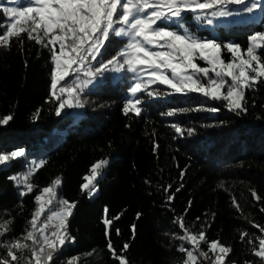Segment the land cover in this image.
<instances>
[{
	"label": "trees",
	"instance_id": "obj_1",
	"mask_svg": "<svg viewBox=\"0 0 264 264\" xmlns=\"http://www.w3.org/2000/svg\"><path fill=\"white\" fill-rule=\"evenodd\" d=\"M7 22L0 7V24ZM190 27L198 35L215 36L246 48L250 35L264 32V12L253 23L213 30L192 22ZM22 39L23 45L13 40L10 50L0 47V117L13 115L8 126H0V154L20 148L26 152V160L20 158L10 161L8 167L0 166V216L13 220L0 242L23 234L35 208L34 197L59 177L60 195L77 202L68 221L75 243L66 244L56 254L54 264H65L73 258H78L77 264H118L108 250L109 238L117 253L125 242L129 243L124 255L130 264H180L184 254L178 247L183 242L172 238L181 231L173 224L180 216L193 232L203 229L209 242L219 240L233 248L226 264H244L246 260L258 264L248 238L241 241L240 234H255L252 238L258 244L255 236L262 234L253 224L264 226V213L260 212L264 207V86L246 94V114L237 115L228 111L225 102L209 101L196 93L160 98L141 93L144 111L141 117H135L122 112L131 75L125 73L113 81L112 73H105L84 93V109L77 113L66 109L56 116L57 102L50 94L54 65L49 50L27 40L26 34ZM118 47H109L103 59L115 55ZM155 87L171 91L163 85ZM209 106L220 111L165 115L176 109ZM173 124L194 129V134L176 133ZM41 159L47 163L33 177L37 188L21 198L20 189L9 177ZM101 159L109 164L95 181L99 191L89 199L88 192L81 188L87 182L83 178ZM169 185L171 188L165 191ZM253 189L261 197L259 202L251 195ZM173 194L174 200L168 202V195ZM232 197L243 215L233 207ZM105 208L108 218L120 216L107 236ZM137 213H141L139 219ZM115 229L120 230L119 235ZM201 247L207 250L206 245ZM4 254L0 248V255Z\"/></svg>",
	"mask_w": 264,
	"mask_h": 264
},
{
	"label": "snow or ice",
	"instance_id": "obj_2",
	"mask_svg": "<svg viewBox=\"0 0 264 264\" xmlns=\"http://www.w3.org/2000/svg\"><path fill=\"white\" fill-rule=\"evenodd\" d=\"M14 7H4L8 17L6 25L0 24V47L10 50L13 40L23 45L22 34L26 39L35 41L46 48L54 68L50 76V94L57 102L55 115L60 116L66 109H84L87 101L84 93L90 86H96L98 78L105 73H130L132 83L128 89L122 112L141 117L144 111L140 94L150 98L199 94L209 101L225 102V107L237 115L248 112L247 96L249 91L264 86V32H256L248 37V45L242 48L236 42H223L215 36L211 38L198 35L190 25L194 22L203 28L213 30L227 27V22L241 23L243 17L264 12V0H10ZM198 31V30H197ZM107 45V47H106ZM119 45L115 55L104 60L103 54L109 47ZM58 46V47H57ZM99 58V59H98ZM197 60L206 66H200ZM27 66V62H25ZM95 65V66H94ZM72 77L71 80L68 78ZM102 82V80H101ZM158 85L171 91H161ZM189 111L217 113L214 106L183 108L168 111L167 116ZM37 112L33 119L38 118ZM13 115L0 117V126H8ZM172 127L181 135L194 129H183L177 124ZM158 147V145H156ZM25 158V149L20 148L0 154V166L8 167L10 161ZM46 160L32 161L26 170L9 177L20 189L23 198L31 194L37 185L33 183L36 172L43 168ZM109 161L101 159L90 168V175L83 179L82 191L88 198L99 191L95 181L101 177L103 168ZM183 178V173H181ZM62 179L56 178L49 186H44L34 197L35 208L23 234L10 241L0 242L5 250L0 255V264H54L56 254L66 244L75 243L69 232L68 221L73 216L77 202L57 199V189ZM222 187V186H221ZM171 188L169 185L165 191ZM176 191H180L177 188ZM257 202L261 197L251 190ZM174 194L167 201L174 200ZM55 201L57 208L51 210ZM232 205L240 212V204L232 197ZM191 201H189V207ZM105 208L103 223L106 236L114 220L119 215L108 218ZM45 212L50 214L45 216ZM264 213V207L260 208ZM141 213H137L139 219ZM246 219V217H245ZM199 220V217H197ZM12 218L4 220L0 216V237L10 231ZM251 223V222H250ZM173 224L181 230L173 234V239L182 241L178 251L184 256L180 264H226L233 252L230 245L219 240L211 241L203 229L196 232L185 224L183 216L176 217ZM262 235L255 236L248 231L240 234L241 241L247 239L252 245V254L264 264V226L253 224ZM119 235L120 230L115 229ZM132 239H135L136 225H131ZM207 246V250L201 245ZM108 250L118 264H130L124 255L129 248L125 242L117 253L112 241L108 240ZM78 258L65 264H77ZM175 264V262H174ZM228 264H235L229 261ZM244 264H253L245 261Z\"/></svg>",
	"mask_w": 264,
	"mask_h": 264
},
{
	"label": "rangeland",
	"instance_id": "obj_3",
	"mask_svg": "<svg viewBox=\"0 0 264 264\" xmlns=\"http://www.w3.org/2000/svg\"><path fill=\"white\" fill-rule=\"evenodd\" d=\"M23 2L25 4L28 3V0H23ZM16 6L15 4L11 3L10 0H0V7L3 9L4 7H14ZM260 13H257L256 15H252V16H245L243 17V22L241 23H233V22H227L228 26H230L231 24H245V23H253V22H257L259 20V16H260ZM8 23V22H7ZM211 27V26H209ZM212 28V27H211ZM58 47V46H57ZM197 63L200 64V66H206L205 63L203 61H199L197 60ZM130 74V73H129ZM123 75H125V73H112V79L113 81H117L118 79H120ZM131 75V74H130ZM68 79H72V77H69ZM130 83H132V78L129 79ZM91 87V86H90ZM77 110L78 109H74V113H77ZM96 195V194H95Z\"/></svg>",
	"mask_w": 264,
	"mask_h": 264
},
{
	"label": "built area",
	"instance_id": "obj_4",
	"mask_svg": "<svg viewBox=\"0 0 264 264\" xmlns=\"http://www.w3.org/2000/svg\"><path fill=\"white\" fill-rule=\"evenodd\" d=\"M36 173H37V172H36ZM56 191H57V199H59V198H63V197L60 195L58 189H57ZM49 207H50L51 210H56L57 205H56L55 201H54L53 204L50 205ZM49 214H50L49 212H45L44 216L41 217V220H43L44 217L47 216V215H49Z\"/></svg>",
	"mask_w": 264,
	"mask_h": 264
},
{
	"label": "crops",
	"instance_id": "obj_5",
	"mask_svg": "<svg viewBox=\"0 0 264 264\" xmlns=\"http://www.w3.org/2000/svg\"><path fill=\"white\" fill-rule=\"evenodd\" d=\"M257 14V13H256ZM256 14H253V15H256Z\"/></svg>",
	"mask_w": 264,
	"mask_h": 264
}]
</instances>
